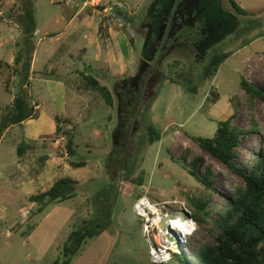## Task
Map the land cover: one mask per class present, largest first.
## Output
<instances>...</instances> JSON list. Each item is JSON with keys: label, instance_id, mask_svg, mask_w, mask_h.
<instances>
[{"label": "rangeland", "instance_id": "rangeland-1", "mask_svg": "<svg viewBox=\"0 0 264 264\" xmlns=\"http://www.w3.org/2000/svg\"><path fill=\"white\" fill-rule=\"evenodd\" d=\"M49 1L0 0V119L19 89L14 56L33 48L34 71L26 88L32 105L39 106L29 125L40 126L39 116L44 112L53 119L58 114L64 126L61 133L40 134L35 140L18 124L0 134V264H54L64 259H69V264H150L141 218L133 210L140 195L158 201L184 200L190 206L192 196L212 193L207 207L212 219L225 207L223 196L243 183L193 137L212 136L217 122L233 115L232 122L248 130L240 142L239 162L252 161L251 152H257L262 143L264 102L256 99L250 110L240 80L244 76L264 89V0H234L245 14L236 13L229 1L223 0L238 27L215 45V52L230 55L208 78L202 75L204 62L187 59L183 63L176 55L165 58L160 67L162 77L147 95L149 101L140 100L136 121H131L125 104L126 132L120 135L115 133L117 94H123V78L138 67L143 35L140 22L150 0H98L97 6L89 9L95 15L94 26H84L75 44H71L64 21L55 24L47 18L60 11L73 13L81 8V2ZM24 7L36 14L37 27L48 20L45 24L51 34L44 35L39 29L28 34L31 29L22 28L16 18ZM30 56L32 61L33 54ZM83 75L106 85L113 92L114 104H106L98 90L86 87ZM55 80L67 84L66 105L64 98L57 97L61 88ZM213 90L218 94L216 101ZM149 123L161 134L151 144L147 143ZM65 130L71 132L72 153ZM21 142L28 147L19 154ZM196 156L201 157L199 165L189 163ZM71 161H85V165L73 168ZM206 166L215 174L214 192L205 190L194 176L196 167L202 173ZM63 176L78 181L73 187L75 195L49 202L40 211L41 202L30 196L45 191ZM83 224L100 233L87 238L75 254L65 256L70 234ZM212 226L211 221L199 225L191 239L190 254L173 253L164 264L186 260L198 264L195 250L200 243L213 240Z\"/></svg>", "mask_w": 264, "mask_h": 264}, {"label": "trees", "instance_id": "trees-1", "mask_svg": "<svg viewBox=\"0 0 264 264\" xmlns=\"http://www.w3.org/2000/svg\"><path fill=\"white\" fill-rule=\"evenodd\" d=\"M233 9L239 14H245L236 1L228 0ZM28 34H32L34 26ZM27 34V35H28ZM26 35V36H27ZM33 48H30L27 54L16 53L14 56V68L18 76L19 89L12 102L4 108L0 119V134L8 127L34 118L37 111L30 102V96L26 88L30 75V61ZM228 52L219 51L213 54L207 65L202 70L204 78L213 76L219 65L229 56ZM87 79L85 86L93 90H98L104 101L108 105L114 104V96L111 90L100 84L94 77L83 75ZM240 87L245 93V103L252 110L256 99L264 102V89L254 85L244 76L241 77ZM213 101L218 99L216 91H212ZM56 121V133H61L64 129L58 114H54ZM233 115L217 122L214 134L210 137L194 136L193 140L205 151L209 152L228 169L238 175L243 183L237 184L229 196H223L225 204L224 209L215 213L214 218H210V212L207 207L213 199L212 193H207L203 197L192 196L189 204L193 211V216L199 225H206L212 222L214 229L213 240L200 243L195 250L198 264H264V135L261 137L262 143L257 152H251L252 161L239 162V146L244 135L248 130L232 122ZM147 143L151 144L160 139V130L152 123L147 126ZM65 130L67 136V147L69 153H72L71 132ZM27 144L21 142L17 151L22 154ZM201 157H194L189 163L196 162L199 165ZM73 168L85 165V161H71ZM198 167V166H197ZM195 178L203 185L205 190L213 191L214 171L206 166L200 173L197 169ZM140 176L136 178L139 181ZM78 181L71 177H59L45 191L31 195L33 201L41 202V211L45 204L49 202H60L75 195L74 185ZM214 192V191H213ZM211 219V220H210ZM93 226V225H92ZM211 231L210 228H208ZM100 233L99 229L89 227L83 224L79 230H74L69 238L68 244L64 248V255L75 254L87 238ZM27 234H30L27 232ZM54 264H69V259L63 261L56 260ZM181 264H189L186 260Z\"/></svg>", "mask_w": 264, "mask_h": 264}, {"label": "flooded vegetation", "instance_id": "flooded-vegetation-1", "mask_svg": "<svg viewBox=\"0 0 264 264\" xmlns=\"http://www.w3.org/2000/svg\"><path fill=\"white\" fill-rule=\"evenodd\" d=\"M233 16L223 0L149 1L140 22L146 44L136 71L121 84L123 94H117L127 104L131 121L138 119L140 100L149 101L147 95L162 77L163 60L176 55L183 63L187 59L204 62V68L217 53L215 45L233 31Z\"/></svg>", "mask_w": 264, "mask_h": 264}, {"label": "built area", "instance_id": "built-area-1", "mask_svg": "<svg viewBox=\"0 0 264 264\" xmlns=\"http://www.w3.org/2000/svg\"><path fill=\"white\" fill-rule=\"evenodd\" d=\"M133 210L141 218L150 264H164L173 253L190 254L191 239L199 224L184 200H151L140 195Z\"/></svg>", "mask_w": 264, "mask_h": 264}, {"label": "crops", "instance_id": "crops-1", "mask_svg": "<svg viewBox=\"0 0 264 264\" xmlns=\"http://www.w3.org/2000/svg\"><path fill=\"white\" fill-rule=\"evenodd\" d=\"M97 1L98 0H76V2H81V8H78V10H75L73 13L70 14H66L64 12H58L56 14L50 15L49 17L47 16V14H44V18L48 17L47 19L49 20H53L55 24H60L62 21H64V26L65 28L69 29L70 31L68 32V37L71 38V44H75L78 41V37L77 34H80L82 32H84V26L86 27H91L94 23V13L89 12V9H91V7H95V5L97 6ZM50 3H54L55 0H50ZM64 4H67V0H64L63 2ZM84 9H88V12H86L84 14L83 10ZM18 22L20 23V25L22 26V28H24L25 30H29V28H31L32 26H34V30L33 33L34 34L38 29L41 30V32L44 35H49L51 34V29L47 26V24H45L46 22L42 23L40 27H37V18H36V14H34L33 12H30L27 8L24 7L23 10H19L17 16H16ZM50 22V21H49ZM99 22H97L96 25V30L98 27ZM94 26V25H93ZM70 42V41H69ZM105 42V41H104ZM69 45V44H68ZM85 47V45L83 46ZM105 51L107 52V45L105 43L104 45ZM46 47L43 48V50L45 51ZM83 51H86V47L82 48ZM33 54V59L31 61V72L29 75V79L31 77L33 70V64H34V56H35V49L32 52ZM107 58V56H104V58H102V62H104ZM41 80L45 81V82H52L51 79H44V77H41ZM56 84H60L59 87L61 88V91L59 92V95L57 97L59 98H64V103L66 105V93H67V84L65 82H61L60 80H55L53 81ZM57 90V89H56ZM75 95V94H74ZM156 99V97H155ZM154 99V100H155ZM154 102V101H153ZM38 106H35L38 109ZM152 107V106H151ZM64 110L67 109V107L63 108ZM67 112V111H65ZM40 115V114H39ZM38 115V116H39ZM39 123L40 126L34 125V126H30L29 122L33 119H27L25 121L22 122V127H25L27 130V137L28 138H32L33 140H35L34 138L37 139V137L40 134H44V133H52L56 130V124L54 122L53 117L47 116L44 112H42L41 116H39ZM67 117V116H65ZM69 117V116H68ZM44 122H46V127L44 126ZM42 124V126H41ZM12 126L8 127L5 132H7ZM30 132V133H29ZM175 132H178V130H175ZM152 200L154 201H158L157 199L153 198ZM163 201V200H161ZM149 258V257H148Z\"/></svg>", "mask_w": 264, "mask_h": 264}, {"label": "water", "instance_id": "water-1", "mask_svg": "<svg viewBox=\"0 0 264 264\" xmlns=\"http://www.w3.org/2000/svg\"><path fill=\"white\" fill-rule=\"evenodd\" d=\"M234 17V19H235V16H233ZM237 20H236V23L234 24V28H233V30L234 29H236L237 27H238V25H237ZM146 38L145 39H142V47H144V45L146 44ZM142 47H140V53H141V50H142ZM141 55H142V53H141ZM128 78H126L125 77V79L123 78V80L121 81V83H124V82H126V80H127ZM112 92V91H111ZM112 94H113V92H112ZM118 96V95H117ZM126 107L127 106H125L124 104H123V102L121 103L120 102V100L118 99V97H117V106H116V113H115V117H117V115H118V117H119V120H118V125L116 126V131H115V133H117L118 135H120V133L122 132V134L124 133V132H126L125 131V127H123L124 125H125V120H126V118H127V116H124V115H122V111L124 112V108L126 109ZM114 133V134H115ZM113 137H114V135H113Z\"/></svg>", "mask_w": 264, "mask_h": 264}]
</instances>
